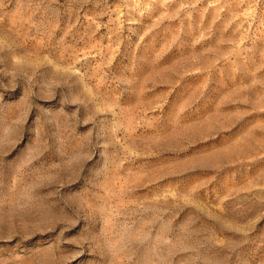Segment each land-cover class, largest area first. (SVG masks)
Returning <instances> with one entry per match:
<instances>
[{"label": "rangeland", "instance_id": "rangeland-1", "mask_svg": "<svg viewBox=\"0 0 264 264\" xmlns=\"http://www.w3.org/2000/svg\"><path fill=\"white\" fill-rule=\"evenodd\" d=\"M0 264H264V0H0Z\"/></svg>", "mask_w": 264, "mask_h": 264}]
</instances>
